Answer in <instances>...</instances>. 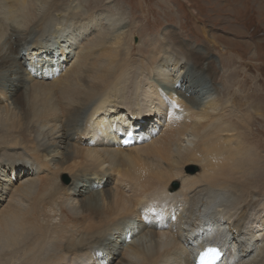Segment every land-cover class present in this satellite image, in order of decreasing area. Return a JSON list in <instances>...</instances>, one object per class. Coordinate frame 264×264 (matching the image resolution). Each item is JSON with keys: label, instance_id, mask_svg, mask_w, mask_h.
<instances>
[{"label": "bare ground", "instance_id": "6f19581e", "mask_svg": "<svg viewBox=\"0 0 264 264\" xmlns=\"http://www.w3.org/2000/svg\"><path fill=\"white\" fill-rule=\"evenodd\" d=\"M72 1L0 0V78L9 73L12 89L11 109L0 104V147L15 149L0 176L21 162L34 168L20 187L0 179V264H191L205 244L227 248L220 264H264V191L245 173L255 164L251 148L236 134L226 139L232 145L218 136L233 126L213 117L221 108L210 95L187 118L186 105L178 114L171 103L182 99L173 85L187 62L203 72L193 59L201 55L175 49L168 33L152 56L131 57L117 13L64 6ZM55 13L64 18L52 32ZM159 91L168 94L165 109ZM161 109L152 142L121 146L126 135L141 142L147 116ZM129 116L137 123L126 125ZM190 164L200 171L185 173ZM101 174L114 185L96 182Z\"/></svg>", "mask_w": 264, "mask_h": 264}, {"label": "rangeland", "instance_id": "374dc122", "mask_svg": "<svg viewBox=\"0 0 264 264\" xmlns=\"http://www.w3.org/2000/svg\"><path fill=\"white\" fill-rule=\"evenodd\" d=\"M64 6L71 10H83V12L86 10L98 11L103 14L105 12L108 16H117L115 14L117 13L121 19L119 28L123 27V31L129 33L131 37L130 40L126 41L129 46L127 52L131 57L144 59L152 56L156 45L154 42L159 41L160 35L168 33L173 38L174 43L173 41L168 42L175 49L181 48L182 50L180 51H184L183 53L187 51V53L197 52L200 54L202 61H200L199 57H194L193 59L200 63L198 67L203 72L199 74L196 72L193 63L187 62L185 64L187 73L177 77L173 85V89H177L176 93H178L179 89L183 90V92L181 91L182 99L179 98L176 102L172 100L173 102L171 101V103H175L176 108H178H175V110H178V114L181 111L180 106L186 105L184 108H187L183 116L187 118L188 113L194 115L198 112L195 107L199 106V104L202 105L207 95L215 99L221 110L220 112H213V117H219L218 122L223 121V124L228 123L233 126V131L229 130V134L218 136L224 137L226 140L230 135L236 134L240 136L245 147L249 146L251 148L252 162H255V164L252 165L253 167L251 165L247 166L245 173L255 183L256 187H261V192L264 191V0H73L71 4L64 3ZM55 14L60 17L51 26L52 32L60 28L62 24L59 21L64 18L61 13ZM75 31L76 28L69 27L70 33ZM48 34L45 35L47 36ZM210 41H213L214 45L210 44ZM65 44V42L62 43V45ZM26 48L27 46L25 45L19 50V60L23 58V61H25V56L27 58ZM57 50L59 53L60 49ZM157 59L154 58L155 61ZM163 60L159 62V67L166 64ZM163 66L166 69H170V64ZM55 70L56 68H53L52 72H55ZM172 75L174 76L175 74L173 73ZM1 78L0 87L3 93H0V104L11 109V99H9L8 94L11 93L12 89L5 82V80L10 78L9 73L4 74V78ZM157 88L161 87L157 86ZM184 89L189 90L184 91ZM167 95L163 94L162 91L157 94L161 99H165L163 109L171 104L167 102L169 100ZM140 103L136 104L134 110L139 108L138 105ZM109 105H112L109 111L117 109L116 104L110 103ZM149 106L151 108L154 107V105ZM139 110L138 112L142 114L143 111ZM162 114L163 111L161 109L159 115L154 113V118L147 116L149 125L144 128L141 142L139 140H136L139 143L133 141V144L128 145V147L152 142L154 137L159 135L160 129L163 128H160L158 123L155 132H151L150 127L154 119L162 118ZM242 114L249 115L250 119L245 121L243 118L245 115ZM125 115L127 116V114ZM137 120L138 118L134 116L124 119L125 124L128 126L136 124ZM161 121L163 119L160 120V124L162 123ZM189 121L192 122V120ZM77 134L75 136L79 140L85 139L83 136L86 135V132ZM120 137H122L121 134L120 136L118 135V138ZM95 138L98 137L95 136ZM103 138L99 134V143ZM231 139L235 140L234 137H231ZM227 143L231 144L230 142ZM116 146L121 147L119 144H116ZM0 148V156L6 153L4 158L0 157V163L8 159V152L15 150L12 148H6V150L2 149V147ZM55 157L60 158V155ZM255 165L260 167L256 168ZM189 166L195 168V174L200 171L199 166L196 164H190ZM4 169L5 179L1 178V176L0 179L7 182L3 183L7 185L8 189L11 182H16L14 183V187H16L19 181L31 177L27 175V172L34 170L32 166L26 167L23 162L15 166L13 170L9 167H4ZM187 170L190 171L188 168ZM184 172L190 175L194 174L191 171ZM99 176L102 179L95 180L96 182L102 183V181H105L109 184L111 182V186L114 185L112 183L115 179L113 175L101 174ZM68 177V174H62V182L70 183ZM93 179L94 177L88 180ZM7 192L8 190L6 194ZM1 194L4 196V193ZM172 209H174L173 206L168 209L169 215ZM221 210L223 211V208L218 211ZM238 211L234 219H238L237 216H239L241 210ZM134 222L136 223L137 220ZM225 224L227 223L225 222ZM229 226H231V223ZM225 230L228 231V228ZM15 264H20V262Z\"/></svg>", "mask_w": 264, "mask_h": 264}, {"label": "snow or ice", "instance_id": "6c2138e0", "mask_svg": "<svg viewBox=\"0 0 264 264\" xmlns=\"http://www.w3.org/2000/svg\"><path fill=\"white\" fill-rule=\"evenodd\" d=\"M173 107H176V105L173 103ZM127 143V141H125ZM209 254H212V257L214 258L215 256L219 255V251L215 248H209L206 253L201 254V260L203 261Z\"/></svg>", "mask_w": 264, "mask_h": 264}, {"label": "water", "instance_id": "95a60500", "mask_svg": "<svg viewBox=\"0 0 264 264\" xmlns=\"http://www.w3.org/2000/svg\"><path fill=\"white\" fill-rule=\"evenodd\" d=\"M187 168L191 171V173L195 172V168L194 167L189 166V167L185 168V171L190 172V171L187 170Z\"/></svg>", "mask_w": 264, "mask_h": 264}]
</instances>
